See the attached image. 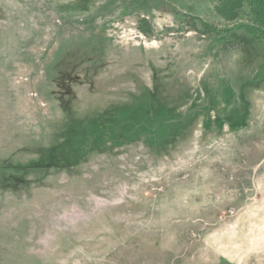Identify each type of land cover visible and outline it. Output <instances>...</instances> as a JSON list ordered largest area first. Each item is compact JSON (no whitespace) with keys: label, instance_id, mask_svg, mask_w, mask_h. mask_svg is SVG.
Wrapping results in <instances>:
<instances>
[{"label":"rangeland","instance_id":"obj_1","mask_svg":"<svg viewBox=\"0 0 264 264\" xmlns=\"http://www.w3.org/2000/svg\"><path fill=\"white\" fill-rule=\"evenodd\" d=\"M245 10L0 0V264H264V59Z\"/></svg>","mask_w":264,"mask_h":264},{"label":"trees","instance_id":"obj_2","mask_svg":"<svg viewBox=\"0 0 264 264\" xmlns=\"http://www.w3.org/2000/svg\"><path fill=\"white\" fill-rule=\"evenodd\" d=\"M214 14L221 17L225 22H236L240 17V11L245 8L246 13L243 23L239 24V30L247 31L256 43L264 59V0H212ZM186 20L199 22L200 27L194 25L197 32H204L208 35L217 36L222 45H226L230 50L245 48L246 44L242 40L230 39L228 29L220 27L209 20L198 16L186 14ZM143 22V21H142Z\"/></svg>","mask_w":264,"mask_h":264},{"label":"crops","instance_id":"obj_3","mask_svg":"<svg viewBox=\"0 0 264 264\" xmlns=\"http://www.w3.org/2000/svg\"><path fill=\"white\" fill-rule=\"evenodd\" d=\"M211 3H212V0H211ZM211 8H212V5H211ZM249 46V45H248Z\"/></svg>","mask_w":264,"mask_h":264}]
</instances>
